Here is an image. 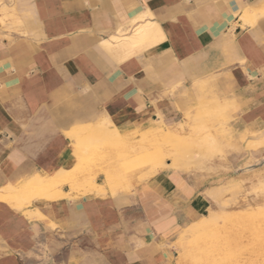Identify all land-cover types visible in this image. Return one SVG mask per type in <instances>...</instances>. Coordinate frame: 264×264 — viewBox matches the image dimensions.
I'll return each mask as SVG.
<instances>
[{
	"label": "crops",
	"instance_id": "crops-1",
	"mask_svg": "<svg viewBox=\"0 0 264 264\" xmlns=\"http://www.w3.org/2000/svg\"><path fill=\"white\" fill-rule=\"evenodd\" d=\"M139 28L141 44L112 41ZM206 101L230 131H264V0H0V264H168L207 181L164 168L116 185L118 163L87 154Z\"/></svg>",
	"mask_w": 264,
	"mask_h": 264
},
{
	"label": "rangeland",
	"instance_id": "rangeland-1",
	"mask_svg": "<svg viewBox=\"0 0 264 264\" xmlns=\"http://www.w3.org/2000/svg\"><path fill=\"white\" fill-rule=\"evenodd\" d=\"M209 115H200L198 111L186 116L182 125L163 127L165 132L159 123L153 126L170 135L169 155H164L158 145V139L162 142L163 137L151 131L141 134L135 144L109 143L108 152L99 159L89 154L88 164L100 160L118 163L113 172L119 185L151 177L148 176L151 163L147 160L159 154L163 164L162 168L156 167L155 174L171 168L198 174L207 181L203 191L206 207L202 216H205L198 220L199 224L195 222L194 227L192 224V228L182 229L173 238V257L168 264H264V131L232 132L223 115L217 114L216 118ZM139 154L142 160L137 159ZM172 158H181L185 166L176 168Z\"/></svg>",
	"mask_w": 264,
	"mask_h": 264
},
{
	"label": "bare ground",
	"instance_id": "bare-ground-1",
	"mask_svg": "<svg viewBox=\"0 0 264 264\" xmlns=\"http://www.w3.org/2000/svg\"><path fill=\"white\" fill-rule=\"evenodd\" d=\"M128 29H126V31H127ZM150 29L149 28H147L146 30H144L143 28H139L138 30H136L135 32H134V34H132L131 36H128V37H124L123 39H118V38H114V40H112V41H114V42H119L120 43V45H128L129 47L130 46H132V47H134L135 45H137V44H141V42L143 41V39H145V38H147L148 37V35H149V31ZM143 43H145V42H143ZM106 45V44H105ZM118 45V44H117ZM108 47V46H107ZM106 48V47H105ZM111 48V47H110ZM108 51V50H107ZM224 111V107L223 106H221L220 104H218V103H216V102H208V101H206L201 107H200V110H199V114L200 115H203V114H212L213 116H214V118H216V115L217 114H220L221 112H223ZM207 116V115H206ZM210 116V115H209ZM198 118V117H197ZM211 117H209L208 119H210ZM201 119V118H200ZM199 119V120H200ZM205 120V119H204ZM210 120H212V119H210ZM202 121V120H201ZM207 121V120H206ZM202 122H204V121H202ZM201 122V123H202ZM109 123V122H108ZM210 124V123H209ZM109 125H110V123H109ZM182 125V124H181ZM200 125V124H199ZM112 126V125H111ZM204 126V125H203ZM109 127V126H108ZM107 127V128H108ZM207 127V126H206ZM210 127V126H209ZM112 129V128H111ZM107 129H106V127L103 125V126H100L99 127V131H106ZM150 130V129H149ZM107 132H108V134H109V140L111 141V140H116V139H118V136H117V134H116V131L115 130H113V131H111L110 130V128H109V130H107ZM151 132V131H150ZM152 132L154 133H157L156 135L157 136H160V137H163L162 138V142H160V140L158 139V145H160L161 146V148H162V151H163V154L164 155H169V150H168V143H170L169 141H170V138H169V136L167 135V134H165V133H163L162 132V130L159 128H156V129H154V130H152ZM149 133V132H148ZM148 135V134H147ZM154 135V134H153ZM142 137V136H141ZM153 137V136H152ZM205 137V136H204ZM209 139V138H208ZM176 140L177 139H175V142H176ZM102 141H104V140H102ZM173 141V140H172ZM99 142V141H98ZM212 142H214L213 140L211 141V143ZM97 143V138H92V139H90L89 141H88V148H89V146L90 145H94V144H96ZM174 143V142H173ZM176 144V143H175ZM174 144V145H175ZM215 144V143H214ZM165 145H166V147H165ZM177 145V144H176ZM176 145H175V147H176ZM213 145V144H212ZM182 146V145H181ZM184 146V145H183ZM182 146V147H183ZM155 147V146H154ZM173 148H174V146H172ZM171 147V148H172ZM180 147V146H179ZM178 147V148H179ZM157 148V147H156ZM155 148V149H156ZM210 148V147H209ZM216 148V147H215ZM83 148H81V150H82ZM152 149V148H151ZM170 149V148H169ZM187 149V148H186ZM77 150H80V149H77ZM171 150V149H170ZM176 150H178V149H176ZM181 150H183V149H180V152H181ZM185 150V149H184ZM217 150V149H216ZM88 151V150H87ZM179 151V150H178ZM82 152H84V151H82ZM82 152H81V154H82ZM91 152V151H90ZM151 152H153L152 150H151ZM216 152L217 151H215V154H216ZM186 153H187V151H186ZM90 153H88L87 155H89ZM205 154V153H204ZM214 154V155H215ZM85 154H83V156H84ZM173 155H175V154H173ZM211 155V154H210ZM162 156V155H161ZM159 154H153V155H151V158H149L148 160H147V162L148 163H151L149 166H150V169H149V174H148V176H153V175H155V172L157 171L156 169V167H160V168H162V165L161 164H163L162 163V159H163V157H161ZM85 157H86V155H85ZM175 158H176V156H174ZM179 157V156H178ZM89 158V157H88ZM173 159L172 158V161H173V166H175L176 168H182V167H184L185 166V162L180 158L179 160L178 159ZM137 159H140V160H142V156H140V154L138 155V158ZM165 160V159H164ZM83 161V160H82ZM146 161V160H145ZM165 163H166V161H165ZM169 163V162H168ZM172 164V163H171ZM88 165V167H90V166H92L93 164H87ZM166 165V164H165ZM165 165L163 166V167H165ZM167 165H170V164H167ZM167 167V166H166ZM170 167V166H169ZM172 167V166H171ZM159 168V169H160ZM72 171H70V172H68V173H62L61 174V177H64L65 175H68L67 176V178L68 177H70V176H72V175H70V174H72L71 173ZM73 172H75V171H73ZM77 174H82L83 173V170H81V171H77L76 172ZM110 176H112L111 175V173H106V177L107 178H110ZM60 177V175H53V174H51V175H48L47 177H46V179H45V181H47V179H53V178H56V179H58ZM102 178V177H101ZM125 179V178H124ZM130 179V178H129ZM40 182H42V179H40V178H38V177H34V178H32V179H29L23 186H20L19 188H17V189H13L12 188V191L14 192V195H13V198H14V201H16V202H18V201H20V199H19V197L17 196L18 194H24V193H29V192H34V190L39 186V184H40ZM51 182V181H50ZM129 182V181H128ZM16 187V186H15ZM111 188L112 189H114L112 186H111ZM88 189L89 190H95V189H98V186L92 181L89 185H88ZM264 189V188H263ZM9 190H11V189H9ZM15 202V203H16ZM16 204H19V202L18 203H16ZM20 205H21V203H20ZM214 213V212H213ZM211 217H212V215H211ZM213 217H214V215H213ZM213 219V218H212ZM211 219V220H212ZM208 220L210 221V219H209V217H208ZM200 221V220H199ZM199 221H198V224H199ZM214 221V220H213ZM212 221V222H213ZM200 223H205V222H200ZM197 224V225H198ZM191 226V225H190ZM195 226H196V224H195ZM200 226H201V224H200ZM193 227H194V224H193ZM197 227V226H196ZM195 227V228H196ZM190 228H192V227H190ZM197 228H199V227H197ZM201 228V227H200ZM194 229V228H193ZM190 230V229H189ZM191 231V230H190ZM205 231V230H204ZM207 231V230H206ZM209 232V231H208ZM252 241V240H251Z\"/></svg>",
	"mask_w": 264,
	"mask_h": 264
}]
</instances>
